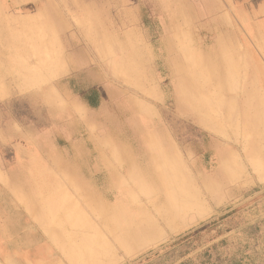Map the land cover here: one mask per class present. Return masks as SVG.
I'll return each mask as SVG.
<instances>
[{
	"label": "rangeland",
	"instance_id": "obj_1",
	"mask_svg": "<svg viewBox=\"0 0 264 264\" xmlns=\"http://www.w3.org/2000/svg\"><path fill=\"white\" fill-rule=\"evenodd\" d=\"M176 67L209 87L210 115L184 101ZM0 100L55 164L61 202L37 215L48 227L63 213L61 264H264V0H0ZM159 133L179 152L157 169L162 189L121 152ZM97 202L126 209L106 217Z\"/></svg>",
	"mask_w": 264,
	"mask_h": 264
},
{
	"label": "crops",
	"instance_id": "obj_2",
	"mask_svg": "<svg viewBox=\"0 0 264 264\" xmlns=\"http://www.w3.org/2000/svg\"><path fill=\"white\" fill-rule=\"evenodd\" d=\"M245 101L248 106L249 98L245 97ZM244 109H242L241 120L248 129L256 128L258 116L251 112V107ZM215 127L216 124L212 122L206 126L207 129ZM165 139L166 136L162 133L152 134L147 138L148 143L152 147H158L161 153V156L155 160L154 172L156 178L162 179L160 184L154 182L159 189L164 186L166 177L157 169L170 159L178 157L171 154V149L179 155V152L171 146L159 147L157 142ZM54 177H56L55 164L49 157L48 151L42 146L37 136L29 129L23 128L20 121L8 114L0 103V264H61L62 257L58 247L50 237L53 232L52 215L56 219L63 213L52 214L49 217L48 227L37 215L40 201L44 202V206L47 201H60L52 192ZM141 177L142 180H146L142 175ZM141 206L145 209L143 205ZM142 208L135 211L141 222L144 219ZM189 210L188 208L180 209V214L175 212L177 219L173 224ZM103 215L110 216L107 213ZM108 235L107 242L111 250L117 249V244L120 239H123L122 234H118L115 229ZM146 235L147 231L137 242H131V244L138 245ZM85 257L93 259L92 256ZM96 259L91 264H96Z\"/></svg>",
	"mask_w": 264,
	"mask_h": 264
},
{
	"label": "bare ground",
	"instance_id": "obj_3",
	"mask_svg": "<svg viewBox=\"0 0 264 264\" xmlns=\"http://www.w3.org/2000/svg\"><path fill=\"white\" fill-rule=\"evenodd\" d=\"M224 40V39H222ZM232 40V39H230ZM232 44V43H231ZM234 46V44H233ZM220 47V46H219ZM225 47V46H224ZM227 48V47H226ZM229 49V48H228ZM236 50L238 49L237 47L235 48ZM227 51V50H225ZM230 52V51H229ZM236 52V51H234ZM222 53V52H221ZM220 53V54H221ZM231 55V54H230ZM239 55H240V52H239ZM200 56V55H199ZM213 56L214 58L219 61L220 60V57H222V54L221 56L219 57V51H216L213 53ZM225 56V55H224ZM232 57V56H231ZM227 58H228V55H227ZM224 59V57H223ZM229 59V58H228ZM227 59V60H228ZM234 59V58H233ZM238 59V58H237ZM236 59V61H237ZM232 60V59H231ZM235 60V59H234ZM225 61V60H224ZM230 61V60H229ZM232 63V62H231ZM225 64V63H224ZM234 64V63H233ZM231 65V64H230ZM240 64H237V66H239ZM226 66V64H225ZM229 66V65H228ZM232 66H235V65H232ZM211 67V66H210ZM240 67V66H239ZM176 72L179 74L180 78H181V82L183 83V85L185 86V89H184V93H185V97H184V101L185 102H190L192 103V106L194 107L195 111L196 112H199V113H207L208 115H210L209 113V110H210V106H209V102H207L206 99H202L199 97V94L200 93H203L204 95H207V91L209 90V87L207 86H197V80L194 78H191L189 76V68H182V67H176ZM230 68V67H229ZM237 68V67H236ZM185 69V70H184ZM213 69V68H212ZM227 69V68H226ZM232 69V67L230 68ZM239 69V68H238ZM211 70V69H210ZM232 73V72H231ZM220 74L222 75V77L226 76L227 74V71L224 72V73H218L217 72V75ZM232 76V75H231ZM217 79L218 76H215L214 79ZM230 78V76H229ZM217 81V80H216ZM227 81V80H226ZM228 85V84H227ZM227 85L226 84H222V86L225 88H227ZM208 99V98H207ZM243 106H242V109L244 108H247V101H243ZM245 110V109H244ZM256 112V113H255ZM254 112V115L255 116H258L260 114V110H256ZM198 122L201 123L202 125L204 126H207L208 125V122L206 120V122L204 121V117H200L198 116ZM146 146H144L143 148H137V149H130V152H127L125 151L124 149L121 150V152L124 154L125 158L127 159V163L129 164L130 162H133L135 161L136 163H138V168H140V172H141V175L143 176V178H145L146 180L148 181H153L155 182L156 184L160 182H162V179H159L160 177H155L154 176V172H155V160L157 158H159L161 156V153H160V149L158 147H155V146H151L146 140ZM171 154L175 157L176 155H178V153L171 149ZM126 163V164H127ZM133 164V163H132ZM105 166V164H103ZM126 166V165H125ZM152 166V167H151ZM130 167V166H129ZM123 170H122V174L125 173V167H122ZM117 169V168H116ZM112 170V169H111ZM90 171V170H89ZM126 175V174H125ZM113 176H114V172H113ZM112 180H113V177H112ZM111 180V181H112ZM113 184V183H112ZM115 185V184H114ZM111 186V185H110ZM119 187H121L119 185ZM96 190V189H95ZM116 190V189H114ZM118 190V189H117ZM116 190V191H117ZM97 191V190H96ZM101 194V193H100ZM119 194V193H117ZM124 196V195H123ZM118 197V196H117ZM120 197V196H119ZM126 197V196H125ZM112 198V197H111ZM106 200V199H105ZM110 200V199H109ZM128 201V200H127ZM113 203V202H112ZM110 203V204H112ZM117 203V202H115ZM123 204V202H121ZM97 205L99 207V209L101 210L102 214L104 213H116V212H122L126 209V206H109V205H105V204H102L100 202H97ZM129 212V216H130V220L127 221V222H133L134 220V217H133V213H131V211H128ZM172 218H169L168 219V222H172Z\"/></svg>",
	"mask_w": 264,
	"mask_h": 264
},
{
	"label": "trees",
	"instance_id": "obj_4",
	"mask_svg": "<svg viewBox=\"0 0 264 264\" xmlns=\"http://www.w3.org/2000/svg\"><path fill=\"white\" fill-rule=\"evenodd\" d=\"M225 219H226V217H223L221 219L220 224H218V234L219 235L224 233V229H225V227H227V223H225ZM211 224L204 226L205 229L199 230L198 232L194 233L193 237H191L187 242L191 243L193 241H196L197 239H199L203 235V233L209 232L212 229V227L210 226ZM236 264H240V261L236 262Z\"/></svg>",
	"mask_w": 264,
	"mask_h": 264
}]
</instances>
